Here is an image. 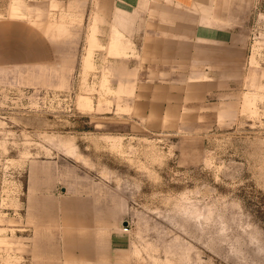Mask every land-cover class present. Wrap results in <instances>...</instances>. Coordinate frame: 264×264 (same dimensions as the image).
Returning a JSON list of instances; mask_svg holds the SVG:
<instances>
[{
  "label": "rangeland",
  "instance_id": "1",
  "mask_svg": "<svg viewBox=\"0 0 264 264\" xmlns=\"http://www.w3.org/2000/svg\"><path fill=\"white\" fill-rule=\"evenodd\" d=\"M163 2L0 0V264H264V0L202 2L226 66L147 122Z\"/></svg>",
  "mask_w": 264,
  "mask_h": 264
},
{
  "label": "crops",
  "instance_id": "2",
  "mask_svg": "<svg viewBox=\"0 0 264 264\" xmlns=\"http://www.w3.org/2000/svg\"><path fill=\"white\" fill-rule=\"evenodd\" d=\"M168 1V3L163 2L150 7V10L158 12V18L152 22L148 16L141 30V39L148 41L149 55L157 59L158 70L151 74H144L143 79L141 70L137 66L135 87L132 96L128 98V106L131 110L133 109L135 116L146 119L147 122H164L165 111L162 109L165 107L168 112L176 116L181 115L183 100L190 99L192 96L197 97L196 94L183 93L189 90L191 92L190 87L183 89V82L187 84L211 83L212 80L199 79V77L219 75L220 71L213 72V68H221L219 70L223 72L224 61L229 58L223 50L220 51L219 47L223 49V46L233 42L232 37L218 30L215 31L210 25L212 16H207L209 11L205 13L206 10L203 8L205 6H202V2H207V0ZM193 10L200 12L202 10L204 14H199V17L194 16L193 13L189 15L188 11ZM165 12H174L173 17L168 20H171L170 22L162 18L166 15ZM183 18H190L189 28H183ZM105 22L107 23V20L102 19L99 26L105 25ZM151 25L157 28L154 34H151L149 29ZM164 26H170L172 29L169 31L158 29ZM165 33L169 35L166 36ZM192 45H195L196 49ZM214 47L217 49L214 50ZM191 68L196 71L191 73Z\"/></svg>",
  "mask_w": 264,
  "mask_h": 264
},
{
  "label": "bare ground",
  "instance_id": "3",
  "mask_svg": "<svg viewBox=\"0 0 264 264\" xmlns=\"http://www.w3.org/2000/svg\"><path fill=\"white\" fill-rule=\"evenodd\" d=\"M113 43H115V42L113 41V42L111 43V46H110V48H113V47H114V46H113V45H114Z\"/></svg>",
  "mask_w": 264,
  "mask_h": 264
}]
</instances>
